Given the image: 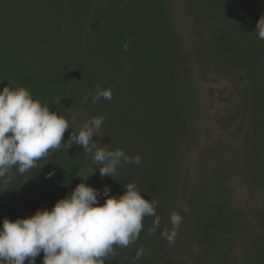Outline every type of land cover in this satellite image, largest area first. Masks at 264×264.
Returning a JSON list of instances; mask_svg holds the SVG:
<instances>
[{
  "label": "trees",
  "instance_id": "trees-1",
  "mask_svg": "<svg viewBox=\"0 0 264 264\" xmlns=\"http://www.w3.org/2000/svg\"><path fill=\"white\" fill-rule=\"evenodd\" d=\"M261 16L264 0H0V91L26 87L63 114L64 141L103 116L98 145L141 157L101 177L82 146L62 143L0 179V227L50 210L89 175L100 204L105 187L122 195L127 183L158 201L155 234L145 217L105 264H132L141 248L136 264H264ZM97 87L112 99L93 102ZM173 212L182 223L169 243Z\"/></svg>",
  "mask_w": 264,
  "mask_h": 264
},
{
  "label": "clouds",
  "instance_id": "clouds-1",
  "mask_svg": "<svg viewBox=\"0 0 264 264\" xmlns=\"http://www.w3.org/2000/svg\"><path fill=\"white\" fill-rule=\"evenodd\" d=\"M256 31L264 41V16L260 17ZM124 47L126 50L127 44ZM112 94L111 89L97 87L92 99L93 102L101 98L110 100ZM54 103L59 104L60 100ZM104 120L103 116L92 117L64 141V134L71 127L63 114L34 99L26 87L5 86L0 91V179L7 183L5 178L10 179L14 167L20 174L30 171L37 161L50 150L59 149L62 143H67L68 148L73 144L82 146L85 153L93 156L94 165L100 166L101 177L114 178L122 161L140 164L139 155L130 157L119 148L107 150L93 139ZM52 175L54 172L48 178ZM81 177L83 181L50 210L40 209L14 221L4 218L0 227V264H25L26 260L28 264H36L41 252L42 264H105L109 255L116 254L114 246L128 247L139 238L145 217H155L148 233L155 234L161 222L156 214L158 201L146 199L135 183L124 185L122 195H110L111 189L105 187L103 195L107 198L100 204V190L86 183L89 175ZM184 211H188L186 205ZM170 223L172 228H165L161 235L174 243L182 216L173 212ZM145 251L139 249L132 264Z\"/></svg>",
  "mask_w": 264,
  "mask_h": 264
}]
</instances>
